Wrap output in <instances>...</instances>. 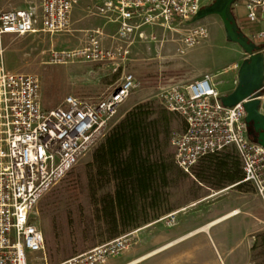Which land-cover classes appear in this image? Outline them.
<instances>
[{
	"label": "built area",
	"instance_id": "built-area-1",
	"mask_svg": "<svg viewBox=\"0 0 264 264\" xmlns=\"http://www.w3.org/2000/svg\"><path fill=\"white\" fill-rule=\"evenodd\" d=\"M81 1L40 0L38 5L0 9V37L38 29L62 32L69 27L73 10ZM84 2L90 15L116 27L111 46H104L103 33L94 30L80 47L52 50L53 62L124 57L135 41L151 35L149 31L187 24L202 7V0ZM239 5L244 6L248 20L264 18V0H234L233 13ZM194 23L182 39L180 52L207 36V28ZM256 36L264 38V32ZM140 84L135 74L127 72L97 100L67 94L60 104L46 109L38 78L8 69L0 62V264H29L28 254L43 250L44 234L33 221L36 204L104 138L120 104ZM259 91V111L264 114V84ZM157 97L166 111L183 120V127L172 130L169 136L172 160L178 169L189 172L205 155L231 147L241 163V182L249 183L256 195L264 198V146L249 138L242 102L223 105L207 74L188 82L163 84ZM176 212L157 220L166 219L167 225H172ZM135 231L120 234L58 264L103 262L129 246Z\"/></svg>",
	"mask_w": 264,
	"mask_h": 264
},
{
	"label": "rangeland",
	"instance_id": "rangeland-1",
	"mask_svg": "<svg viewBox=\"0 0 264 264\" xmlns=\"http://www.w3.org/2000/svg\"><path fill=\"white\" fill-rule=\"evenodd\" d=\"M39 1L0 0V9L38 5ZM213 1L202 0V6ZM238 23L246 35L249 31L258 30L255 22ZM193 25L206 27L207 36L197 44L186 47L184 52H180L179 48L183 47L182 39L191 26L186 23L149 31L151 35L143 41H135L126 56L114 60L68 58L53 62L52 50L80 47L94 30L103 33L104 46L112 44L111 36L116 27L90 15L86 2L82 0L73 10L69 27L62 32L49 33L38 29L24 34H3L0 37V62L8 69L33 74L38 78L41 101L46 109L60 104L67 94L97 100L112 90L124 73L135 74L141 84L120 104L105 130L107 134L136 104L148 103L156 111L163 108L157 97L159 86L191 81L199 71L216 73L218 78H224L226 75L220 72L222 68L246 55L237 43L226 39L218 15H207ZM128 105L130 107L126 110ZM182 127V118L172 113L171 131ZM93 149L36 204L33 221L44 234V248L28 254L29 264H58L110 240L98 226L100 222L94 219L97 204L91 200L87 186ZM227 150L232 148L228 147ZM165 152L172 159L170 140ZM200 164L201 160L189 172L177 168L172 184L166 188L168 201L152 211L147 222H153L178 209L174 224L180 220L177 226L180 229L191 222V229L187 233L210 221L208 216L203 220L201 218L210 216L215 206L231 203L232 209H238L239 212L210 227L212 239L208 232L201 231L134 264H264V198L256 195L247 182L240 185L237 182L227 183L222 187L208 185L195 175ZM110 190L112 187L109 185L98 194ZM224 209L220 215L229 211L226 207ZM165 221L160 220L140 232H134L133 242L129 246L96 264H126L162 246L152 243L151 237L173 227L174 224L167 225ZM141 224L144 223L138 226ZM135 230V227H130L123 233Z\"/></svg>",
	"mask_w": 264,
	"mask_h": 264
},
{
	"label": "trees",
	"instance_id": "trees-1",
	"mask_svg": "<svg viewBox=\"0 0 264 264\" xmlns=\"http://www.w3.org/2000/svg\"><path fill=\"white\" fill-rule=\"evenodd\" d=\"M172 113L148 103L129 109L92 152L87 186L97 204L96 219L111 239L127 228L149 221L150 213L168 201L166 191L177 167L165 152ZM249 138L252 137L249 135ZM196 177L210 186L240 185L243 171L232 148L205 155ZM112 190L102 192L107 186Z\"/></svg>",
	"mask_w": 264,
	"mask_h": 264
},
{
	"label": "water",
	"instance_id": "water-1",
	"mask_svg": "<svg viewBox=\"0 0 264 264\" xmlns=\"http://www.w3.org/2000/svg\"><path fill=\"white\" fill-rule=\"evenodd\" d=\"M234 0H214L211 4L202 6L187 24L211 14L220 17L227 40L237 43L245 57L237 69V82L234 89L220 95L225 106H233L242 102L246 112L248 136L258 144L264 146V114L259 111V90L264 84V53L262 46L250 39L240 28L233 13Z\"/></svg>",
	"mask_w": 264,
	"mask_h": 264
},
{
	"label": "crops",
	"instance_id": "crops-1",
	"mask_svg": "<svg viewBox=\"0 0 264 264\" xmlns=\"http://www.w3.org/2000/svg\"><path fill=\"white\" fill-rule=\"evenodd\" d=\"M234 15H235V18H236L237 22L238 21H240L242 23L255 22L257 24V26H258V30L257 31H249L247 33V36L250 37L251 39H253L256 43H258L260 45H261V43H264V38H259V37L256 36L258 32H260V31L264 32V18H261L259 20H255V21L248 20L246 18V11H245V8H244L243 5H239L238 7H236L234 9ZM240 28H241V26H240ZM261 46H262V51L264 53V45H261ZM244 57L245 56H243L241 58V60H236L235 59V60H233L232 62H230L229 64H227L226 66H224L222 68V70L220 72H222L223 74L226 75L224 78L223 77L222 78H218L216 73L212 74V73L207 72V71H199L198 73H196L193 76L195 78H199V77L203 76L204 74L209 75L211 83L214 86V88L216 89V91L220 95L227 94V93L231 92L234 89L235 85H236V82H237V69H238V66H239V64L241 63V61H242V59ZM130 105H128L126 107V110L130 107ZM223 206L226 207V209H229V211H231L230 209H232V204L231 203H228V204L225 203V205H223ZM223 206H221V207L215 206L214 209L211 212V215L210 216L206 215L205 217H202L201 220H203L207 216H208V218L213 220L215 218H218V217L224 215L225 213L220 215L223 211H225ZM176 211H178V209ZM229 211H227V212H229ZM228 218H232V216L228 217ZM179 221L180 220H178L175 224L173 223L174 224V225H172L173 227L171 229H169L167 232L163 233V231H162V232H158V233L152 235V237H151L152 238V240H151L152 243H160V244L164 245V244H166V243H168V242H170V241H172V240H174V239L186 234L185 232L188 231V229H191V228H189V227H191V225H190L191 222L188 223L185 227L179 229V227H177L180 224ZM156 222H158L157 219H155L153 222H145L144 224H141L140 226L135 227L137 229L136 231L140 232L143 228L150 227L151 225H153ZM209 234H210V229H209ZM209 236H210V239H212V235L210 234Z\"/></svg>",
	"mask_w": 264,
	"mask_h": 264
},
{
	"label": "bare ground",
	"instance_id": "bare-ground-1",
	"mask_svg": "<svg viewBox=\"0 0 264 264\" xmlns=\"http://www.w3.org/2000/svg\"><path fill=\"white\" fill-rule=\"evenodd\" d=\"M238 212H239L238 209H233V210L225 213L224 215H222V216H220L218 218H215V219L207 222L204 225H201L199 227H196L195 229L189 231L188 233H186V234H184V235H182V236H180V237H178V238H176V239H174V240H172V241H170V242H168V243H166V244L158 247L157 249H155V250H153L151 252H148L147 254H145V255L137 258V259H134V260H132V261L126 263V264H134L137 261L141 260L142 258H144V257H146V256H148V255H150L152 253H155V252H157V251H159L161 249H164V248H166V247H168V246H170V245H172V244H174V243L182 240L183 238L188 237V236H191V235H194V234H196L198 232L204 231V232H208L209 233V229H210L211 226H213L214 224H216V223H218V222H220V221H222V220H224V219H226L228 217H231V216L237 214Z\"/></svg>",
	"mask_w": 264,
	"mask_h": 264
}]
</instances>
